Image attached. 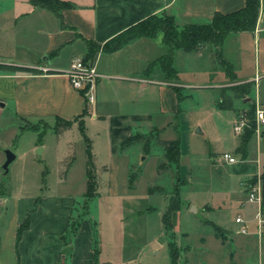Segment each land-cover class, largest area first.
Masks as SVG:
<instances>
[{
  "label": "crops",
  "instance_id": "obj_1",
  "mask_svg": "<svg viewBox=\"0 0 264 264\" xmlns=\"http://www.w3.org/2000/svg\"><path fill=\"white\" fill-rule=\"evenodd\" d=\"M64 1H68L71 6L61 8L58 17L45 8L31 5L28 0H0V66L31 69H0V114L8 107L11 111L7 114L23 123L44 121L51 128L55 117L72 119L80 115L86 105L85 115L80 117L84 133L88 122L99 120L106 123L108 164L96 166L93 141L85 133L94 168H100L102 174L106 175L99 177L100 188L96 182L97 195L93 197L98 203L104 204L97 220H93L94 223L83 220L76 233L67 239L68 219L72 214L74 199L70 196L56 199L46 196L49 188L44 184L43 172L40 180L43 185L38 187L43 191L41 198L37 199L32 195L14 198V193L3 192L0 194V202L11 199L13 203L4 212L5 220L0 222V264H172L169 242L174 247V264H264V228L259 234L254 232V206L244 201L249 179L261 172L264 162V127L260 129L259 138L253 132L246 142L243 155L237 151L240 135L233 132L231 137L234 141L229 150H217L215 138H207V145L203 149L210 166L218 172L220 182L228 185L221 194L227 198L232 217L227 218L225 213L223 215L222 211H218L221 207L219 204L212 205L208 200L197 203L190 198L185 201L184 208L179 204L170 212L165 227L161 214L167 208L171 193L164 210L158 214V223H125L124 213L128 212V201L133 200L128 193L132 192L133 186L129 188L127 185L122 194H117L116 168L124 157L122 149L117 150V147L124 138L132 135V131L141 135L143 128L157 132L174 126L173 121L166 117L177 112L178 102L172 86L179 90L185 84L178 79L177 73L181 71V61L186 59V53H179L180 49L172 52L171 66L176 75L167 78L158 64L147 69L150 62L166 53L160 33L151 38L132 39L110 53L96 51L89 59L98 74L94 85V101L91 104L85 103L81 93L69 85L65 74L71 58L85 55L83 39L100 46L150 15L170 16L177 27L202 24L208 22L214 12L227 13L243 7L244 0ZM218 51L220 57L231 67L233 78L227 79L221 67L217 70L219 81L215 85L226 87L249 82V91L242 97H233L230 91H225V94H230L232 99L248 102L249 106L255 101L264 103L260 101L259 92L256 91V84L264 76L262 3L259 5L253 30L229 32L220 43ZM212 54V48L208 46L196 53L197 57H207L209 61V66L202 69L201 74L208 75V69L214 68L211 62L217 59ZM144 91L156 94L157 108L154 114L137 111ZM108 106L114 107V110H107ZM229 109H233L231 126L238 112L237 108L234 109L232 100ZM74 124L76 122L58 137L62 138ZM196 133H201V130ZM170 139L173 138L163 140ZM222 151L235 155L239 160L229 164L216 163L215 156ZM148 154L138 151L136 168ZM157 155L161 162L166 163V169L159 172L158 177L165 175L170 182L173 181L179 195L178 184L188 183L190 179L189 176L188 179L181 180L177 175L180 153L176 167L166 162L161 144ZM125 164L133 165L128 161ZM221 166L226 168L223 173ZM137 170H132L135 178ZM153 186H158L160 190L152 192L162 191V186ZM102 192H105L104 200ZM151 209V206L144 205L135 211L143 214ZM215 210V220L204 218L202 221L197 218L198 213H214ZM178 215H183L185 219L192 216L198 221L177 223L176 219L180 217ZM235 215L248 221V234L236 232L237 225L233 222ZM25 218H28V223L17 238V227ZM205 221L218 226L222 235L215 234Z\"/></svg>",
  "mask_w": 264,
  "mask_h": 264
},
{
  "label": "rangeland",
  "instance_id": "obj_2",
  "mask_svg": "<svg viewBox=\"0 0 264 264\" xmlns=\"http://www.w3.org/2000/svg\"><path fill=\"white\" fill-rule=\"evenodd\" d=\"M179 53L184 52L179 50ZM185 53L186 59L181 61V71L177 73L178 79L185 83L179 87L181 99L177 103V112L166 117L168 120L173 121L174 126L165 131L157 132L143 128L141 138L117 147V150L122 149L124 152V157L121 158L116 168L117 194H122L123 189L126 188L129 172L138 169L133 182V190L128 193L133 200L128 201V212L124 213L126 214L125 223H158V214L164 210L169 194L172 193L171 186L174 184L165 175L158 177L159 171L156 167L161 162L160 157L157 155L158 146H160V140L175 137L178 138L180 153V167L178 166L177 175L181 180L183 178L188 179L190 176L188 183L178 184L180 187L179 204L184 208L185 201L190 198L197 203L201 200H208L212 205L219 204L221 207L218 211H222L223 215L225 213L227 218L232 217V210L227 204V198L223 196L224 194H221L228 185L220 182L218 172L212 169L207 160L206 151L203 150L207 145V138L217 140L215 142L217 150H229L234 141L231 137L230 126L233 109H221L216 106L217 100L220 99V86L217 87L215 84L219 81L217 70L221 68V65L218 60L212 61L211 66L213 65L214 68L208 69V71L213 73L201 74L202 69L204 70L209 66L207 65V57L206 59L205 57H197L196 52ZM206 54L204 55L206 56ZM257 90L260 101L264 102V76H261L259 83L256 84ZM228 96L233 101L234 109L237 108L238 112H244V109L249 107L248 102L241 101L238 98L232 99L230 94ZM156 108L157 97L155 92L148 93L144 91L143 100L141 105H138L137 111L154 114ZM107 110L112 111L114 107L108 106ZM10 111L7 107L0 114V164L4 160L3 151L5 149L10 150L14 158L8 164L5 174H2L0 168V193L3 194V192L9 191L14 193V198L32 195L39 199L43 196L41 193L43 192L42 188L38 189L39 186L43 185L40 182L41 173L43 172L44 184L49 188L46 196L55 199L60 196H70L74 199L72 214L68 219V223L70 218L78 219L79 223L83 220L94 223L93 220H97L99 217V210L104 203L100 204L96 198H93L88 200L86 206L83 207L85 156L83 142L76 127L77 124L71 126L62 138L58 137L51 128H45L42 138L38 142V131L20 129L23 122L15 119L13 115L7 114ZM43 122H36L39 130L42 129L40 126ZM196 129L201 130V133H196ZM85 133L93 141V148L96 151V166L108 164V148L105 145L106 123L99 120L88 122ZM134 134L136 132L132 131V135ZM146 140L148 147L146 153L149 154L144 162L136 168L137 153L140 151L144 154ZM67 145H69V148ZM37 149H39V152H36ZM68 151L69 153H67ZM125 161L133 165L126 166ZM220 169H222V173L226 171L225 167L221 166ZM101 171L98 167L94 168L99 188V177L106 176ZM153 185L162 186V191L147 192V188ZM101 196L104 200L106 198L105 192H102ZM1 199L2 197H0ZM11 202V199L0 202L2 215L0 222L5 220L4 212L10 209ZM144 205H149L152 209L143 214L135 211ZM216 211L207 214L198 213L197 218L202 221H204V218L215 220L217 219ZM198 219L196 220L192 216L185 219L181 215L176 220H178L177 223H197ZM180 254L182 255V249Z\"/></svg>",
  "mask_w": 264,
  "mask_h": 264
},
{
  "label": "trees",
  "instance_id": "obj_3",
  "mask_svg": "<svg viewBox=\"0 0 264 264\" xmlns=\"http://www.w3.org/2000/svg\"><path fill=\"white\" fill-rule=\"evenodd\" d=\"M31 5L45 8L59 17V10L61 8L69 7L71 4L68 1L64 0H28ZM262 3L264 6V0H244L243 7L227 12V13H219L214 12L210 18V20L206 23L202 24H185L181 27H177L173 19L170 16L159 14V15H150L119 32L115 36L111 37L107 41H105L102 45H97L91 40H85V55L82 57L83 60H89L91 56L98 50L105 53L113 52L128 41L139 38V37H154L157 33L161 34V42L166 47V53L157 59L153 60L147 65V69L150 68L153 64H158L161 68L162 73L167 78H173L176 75L175 69L171 66V56L172 52L176 49H180L183 52H198L203 47H211L213 51V57L218 60L221 65L223 71L229 79L233 78L231 67L220 57V53L218 51L219 45L224 39V37L229 32L235 31H252L254 28V24L256 21L259 5ZM8 68L9 70H22V71H31L28 68L21 67H3L0 66V69ZM251 83H239L232 84L226 87H220L219 97L217 100L216 106L218 108L229 109L231 108V99L230 96L225 94V91L228 90L235 97H242L244 94H247L249 91ZM177 102L181 99V95L179 94L178 87L172 86ZM86 103V101H85ZM253 111V104L250 105L246 111L247 117L249 118V127H246L239 137V145L237 147V151L243 155L245 150L246 142L253 134V123L251 120ZM86 105L83 107L80 115L77 117H73L72 119H62L59 117L54 118L53 125L51 129L58 136L63 130L68 128L73 122L77 124V130L79 132L80 138L83 142V151H84V177H85V191L83 194L84 201L83 207L86 206V202L97 195L96 192V179L94 173V164L92 160V155L90 152L89 142L84 133L83 124L80 120V117L85 115ZM42 129L39 130V126L36 123H30L25 121L20 129H30L36 130L37 133V141L39 142L42 138L43 132L45 128H48V124L43 122L40 126ZM141 138V135L134 134L129 135L124 138L119 146H124L130 143L132 140H137ZM159 144L163 146L164 157L166 162H170L177 166L178 162V138L175 137L170 140H160ZM148 149L147 140L144 144V152ZM166 163L160 162L157 164V171H161V169L165 168ZM261 179L262 185V204H264V162L262 164V169L259 175ZM135 180V172L131 171L128 175L127 185L128 187L133 186V182ZM254 181V176L249 179L248 184ZM153 190H160L158 186H149L147 188V192H152ZM1 194V193H0ZM179 205L178 198V188L176 184L172 187V195L169 197L168 205L166 210L161 214V221L165 224L168 223L169 214L171 211L176 209ZM214 231L215 234L221 236V230L215 224L205 221ZM28 223V218H25L24 221L17 227L16 237L18 238L21 230H23ZM79 225L78 219L70 218L68 223V228L66 231L67 239L73 236ZM169 252L171 256V263L174 264L175 261V252L172 242L168 243Z\"/></svg>",
  "mask_w": 264,
  "mask_h": 264
},
{
  "label": "built area",
  "instance_id": "obj_4",
  "mask_svg": "<svg viewBox=\"0 0 264 264\" xmlns=\"http://www.w3.org/2000/svg\"><path fill=\"white\" fill-rule=\"evenodd\" d=\"M69 85L79 91L86 103L91 104L94 101V85L98 77L95 68L89 60H83L81 57H73L68 63L65 70ZM257 80L255 76L254 81ZM253 123V132L260 137V129L264 127V103L255 101L253 103V111L251 117ZM249 127V118L246 111L235 114L231 124L232 132L235 135H240L243 130ZM239 159L226 151H222L215 156L216 163H235ZM260 173L254 175V181L246 186L245 202L254 206L253 223L254 232L259 234L264 228V204H262V185L259 177ZM233 222L237 225L236 232L239 234L249 233V223L240 215L233 217ZM112 264V263H103Z\"/></svg>",
  "mask_w": 264,
  "mask_h": 264
},
{
  "label": "water",
  "instance_id": "obj_5",
  "mask_svg": "<svg viewBox=\"0 0 264 264\" xmlns=\"http://www.w3.org/2000/svg\"><path fill=\"white\" fill-rule=\"evenodd\" d=\"M0 106H1V103H0ZM196 132H198L199 130L196 129L195 130ZM36 152H39V149L36 150ZM3 154H4V160L2 161V163L0 164V168L2 170V174H5L7 172V166L8 164L13 160L14 158V155L13 153L8 150V149H5L3 151Z\"/></svg>",
  "mask_w": 264,
  "mask_h": 264
}]
</instances>
